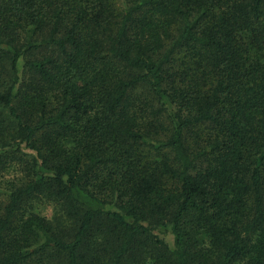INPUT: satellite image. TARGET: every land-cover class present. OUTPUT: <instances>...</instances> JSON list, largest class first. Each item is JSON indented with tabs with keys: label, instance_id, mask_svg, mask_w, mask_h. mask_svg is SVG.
<instances>
[{
	"label": "trees",
	"instance_id": "1",
	"mask_svg": "<svg viewBox=\"0 0 264 264\" xmlns=\"http://www.w3.org/2000/svg\"><path fill=\"white\" fill-rule=\"evenodd\" d=\"M0 264H264V0H0Z\"/></svg>",
	"mask_w": 264,
	"mask_h": 264
},
{
	"label": "rangeland",
	"instance_id": "2",
	"mask_svg": "<svg viewBox=\"0 0 264 264\" xmlns=\"http://www.w3.org/2000/svg\"><path fill=\"white\" fill-rule=\"evenodd\" d=\"M54 207L51 204H44L41 206V212L48 217H52L54 213ZM168 239H171V236H168Z\"/></svg>",
	"mask_w": 264,
	"mask_h": 264
}]
</instances>
